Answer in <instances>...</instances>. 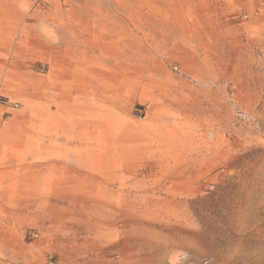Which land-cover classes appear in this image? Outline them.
Listing matches in <instances>:
<instances>
[{
  "label": "rangeland",
  "instance_id": "374dc122",
  "mask_svg": "<svg viewBox=\"0 0 264 264\" xmlns=\"http://www.w3.org/2000/svg\"><path fill=\"white\" fill-rule=\"evenodd\" d=\"M0 97V264H264V0H0Z\"/></svg>",
  "mask_w": 264,
  "mask_h": 264
},
{
  "label": "built area",
  "instance_id": "2783aa9c",
  "mask_svg": "<svg viewBox=\"0 0 264 264\" xmlns=\"http://www.w3.org/2000/svg\"><path fill=\"white\" fill-rule=\"evenodd\" d=\"M17 105H13V108H16ZM9 102L0 97V114H7V109H11Z\"/></svg>",
  "mask_w": 264,
  "mask_h": 264
}]
</instances>
